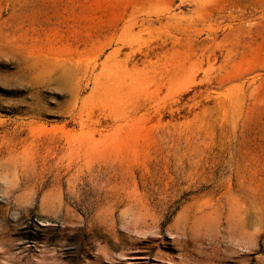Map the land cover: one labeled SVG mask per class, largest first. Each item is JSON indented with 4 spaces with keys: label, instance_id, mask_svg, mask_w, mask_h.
I'll use <instances>...</instances> for the list:
<instances>
[{
    "label": "rangeland",
    "instance_id": "1",
    "mask_svg": "<svg viewBox=\"0 0 264 264\" xmlns=\"http://www.w3.org/2000/svg\"><path fill=\"white\" fill-rule=\"evenodd\" d=\"M0 264H264V0H0Z\"/></svg>",
    "mask_w": 264,
    "mask_h": 264
}]
</instances>
